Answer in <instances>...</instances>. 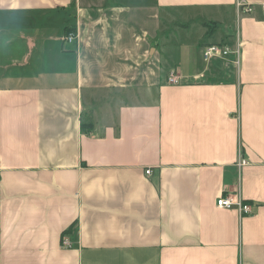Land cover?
<instances>
[{
	"label": "crops",
	"instance_id": "1",
	"mask_svg": "<svg viewBox=\"0 0 264 264\" xmlns=\"http://www.w3.org/2000/svg\"><path fill=\"white\" fill-rule=\"evenodd\" d=\"M0 264H264V0H0Z\"/></svg>",
	"mask_w": 264,
	"mask_h": 264
},
{
	"label": "built area",
	"instance_id": "2",
	"mask_svg": "<svg viewBox=\"0 0 264 264\" xmlns=\"http://www.w3.org/2000/svg\"><path fill=\"white\" fill-rule=\"evenodd\" d=\"M252 11L251 9H247L246 12ZM77 39V35L74 33H69L65 38L64 41L67 43H73ZM240 46H236L234 49H232L231 46L227 45H211L204 49V56L205 59H212V58H222L226 59L228 57L234 56L235 62L239 63V57H240ZM179 80V77L177 75L176 71H173L170 73L168 77V83L169 84H177ZM247 162L243 160L241 162V165H246ZM147 174H150V171H147ZM217 206L220 209H226V210H232L236 209L241 215H250L253 213V207L249 203H245L242 199H239L237 196H221L217 200ZM66 245H69V242H65Z\"/></svg>",
	"mask_w": 264,
	"mask_h": 264
},
{
	"label": "rangeland",
	"instance_id": "3",
	"mask_svg": "<svg viewBox=\"0 0 264 264\" xmlns=\"http://www.w3.org/2000/svg\"><path fill=\"white\" fill-rule=\"evenodd\" d=\"M214 20H216V17H212L211 19H207L206 21L208 22V28H207V31L208 30H210V28L211 27H213V25H215V26H217V24H218V26L220 27L219 28V33H224V32H227V28H226V26L224 25V24H221V23H219V22H217V21H214ZM187 28H189V25H187ZM230 33L232 34H234L235 33V31H234V29H232L231 31H230ZM221 44V43H220ZM201 45H202V43H201ZM173 66H175V65H173ZM173 69H175V68H173Z\"/></svg>",
	"mask_w": 264,
	"mask_h": 264
}]
</instances>
